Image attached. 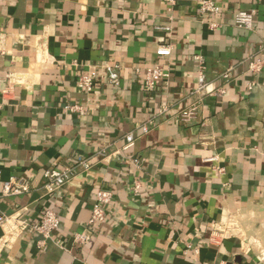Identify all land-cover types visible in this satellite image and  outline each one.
<instances>
[{"label":"crops","instance_id":"0c3cea01","mask_svg":"<svg viewBox=\"0 0 264 264\" xmlns=\"http://www.w3.org/2000/svg\"><path fill=\"white\" fill-rule=\"evenodd\" d=\"M213 1L219 13L200 18L196 0L171 11L165 0H0V216L37 223L52 209L60 222L45 249L28 231L0 264H264V67L246 89L264 0ZM238 12H253L252 30L234 25ZM164 45L171 55L156 56ZM201 64L208 86L196 94ZM154 66L169 78L148 88ZM78 157L91 169L45 197L42 171ZM11 179L30 192L3 196ZM100 190L112 194L105 218L79 245Z\"/></svg>","mask_w":264,"mask_h":264},{"label":"built area","instance_id":"2783aa9c","mask_svg":"<svg viewBox=\"0 0 264 264\" xmlns=\"http://www.w3.org/2000/svg\"><path fill=\"white\" fill-rule=\"evenodd\" d=\"M169 5V11H171L175 0H165ZM197 12L200 18L206 16H216L220 9L213 0H196ZM234 25L239 29L252 30L253 29V12H238L234 16ZM211 29L217 28L215 24L210 25ZM165 33L170 34V28H163ZM171 46L164 45L156 49L155 54L158 57H169L171 55ZM259 57L248 63L247 71L251 80L246 84L247 91L251 92L256 86V78L261 73L264 67V44L259 48ZM116 67H107L108 81L114 83L118 79V72ZM145 86L148 88L154 87L157 82L163 83L169 78V73L165 71L161 66H154L146 69ZM205 67L201 64L199 67L198 83L195 90L196 94L204 92L208 86L205 78ZM219 78L225 84H229L232 81V72L227 69L223 72ZM77 87L89 94L93 91L94 80L88 73H83L78 76ZM219 94H223L224 90H218ZM198 103L190 104L187 108L183 109L179 114V120L184 126H189L197 120L198 116ZM164 111V110H163ZM143 133L147 132V127L142 128ZM125 148L130 147L133 144L134 138L131 134L125 138ZM104 151L100 152V155L104 157ZM136 163V162H135ZM89 161L83 158H76L71 166L63 169L58 168H46L42 171L41 176L43 180V192L44 196H58L63 188L71 183L79 174V172H86L91 169ZM31 187L24 179L14 180L11 179L5 183L1 194L3 196H19L30 192ZM112 198V194L108 191H98L96 193V202L93 205L91 217L87 223V229L74 237L79 245H84L89 240V231L95 223L103 222L105 218L104 207L109 204ZM60 225L59 218L52 209H45L41 218L37 223H31L20 216H0V230L2 235L0 237V251L9 249L13 242L23 236L26 232L35 233L38 235L37 247L45 249V244L51 239L52 233L58 229ZM63 250L64 247H61ZM210 264H226L225 262L210 263Z\"/></svg>","mask_w":264,"mask_h":264}]
</instances>
